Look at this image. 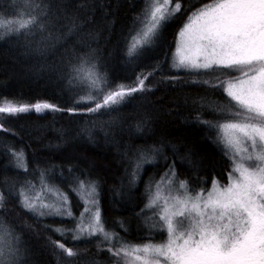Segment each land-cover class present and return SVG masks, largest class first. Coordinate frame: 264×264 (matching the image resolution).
Returning <instances> with one entry per match:
<instances>
[{
    "label": "snow or ice",
    "instance_id": "1",
    "mask_svg": "<svg viewBox=\"0 0 264 264\" xmlns=\"http://www.w3.org/2000/svg\"><path fill=\"white\" fill-rule=\"evenodd\" d=\"M107 7L92 0V11L77 15L81 9L73 0H45L43 6L34 0H9L6 7L0 6L3 16L21 17L5 19L0 16V40L14 39L23 55L41 59L59 81L66 80L70 92L71 86L78 88L63 107L47 102L20 104L4 100L0 104V131L11 132L14 136L15 132L7 125L26 118L33 111L38 115L46 110L87 114L98 119L112 116L121 111L126 102L135 99L137 93L148 91L146 82H150L152 72L137 75L134 85L118 83L113 87L111 73L101 74L96 51L74 39L73 29L83 32L98 28L93 11ZM143 11L145 17L150 18V24L142 35L137 34L139 39L132 36V43L127 47L128 57L150 50L167 23L179 19L183 23L179 26L175 47L177 53L183 54L172 57L171 67L176 71L167 74L168 79L175 82L181 72H186L214 76L219 81L211 87L216 92L222 90L230 111L224 115L221 109L216 124L199 122L218 129V139L213 142L218 148L223 144L222 151L230 165L228 180L221 184L213 178L212 188L208 190L207 182L201 186L191 176L182 178L175 163L177 151L173 149V163L168 164L164 156L165 171L159 181H149L144 207L131 219L116 222L125 234L120 237L124 243L117 248L112 244L117 233L109 232L101 223L102 185L98 178H92L90 173L72 176L67 183H72L78 192L88 197L80 216L91 214L86 228L82 222L75 223L78 232L74 239L85 232L88 238L103 236L111 245L107 249L111 254L108 264H121V261L123 264H264V0H197L196 3L192 0H151ZM24 15H28V19H24ZM69 18L72 28L65 23ZM77 21L82 22V26ZM50 58L51 63H48ZM200 83L210 85L207 79ZM136 119L137 131L151 123L148 113L137 114ZM219 120L226 122L219 123ZM115 122V117L109 121ZM86 131L91 136V130ZM155 152L157 156L163 155L160 149ZM237 154H240V161L236 159ZM10 158L17 169L27 173L29 165L22 150H12ZM181 160L191 163L195 170L194 161L187 156H182ZM129 163L133 166L130 172L126 169L130 177L128 183L134 185L140 169L145 165L150 167L153 159L141 151L135 161ZM69 171L74 173L75 169ZM80 177L84 180L80 181ZM75 182H79L78 186ZM153 184L155 193L152 192ZM122 189L123 184L120 190L114 191L122 194ZM49 190L59 193V189ZM162 191L167 194L162 195ZM38 199L43 197L38 196ZM69 199L68 195H63L56 203H37L21 191L18 206L26 210L25 215L66 214L68 222L72 223L74 214L67 206ZM5 200L0 194V207ZM148 212L152 213L151 217ZM132 219H144L145 223L151 220L149 227L159 230L162 242L133 244L128 241L126 236ZM13 229L0 224V264H36L30 245L21 239L24 229L15 226ZM53 243L68 257L76 255L64 243ZM132 254H135L134 259H128Z\"/></svg>",
    "mask_w": 264,
    "mask_h": 264
},
{
    "label": "trees",
    "instance_id": "2",
    "mask_svg": "<svg viewBox=\"0 0 264 264\" xmlns=\"http://www.w3.org/2000/svg\"><path fill=\"white\" fill-rule=\"evenodd\" d=\"M8 2L0 0V6L6 7ZM34 3L43 6L45 0H34ZM73 3L81 9L77 15L92 11V0H73ZM98 3L108 6L93 11L99 27L83 32L73 29L74 39L96 51L102 67L101 74L104 71L111 73L113 87L118 83L134 85L136 76L141 73L147 75L152 72L153 75L150 82H146L148 91L137 93L135 99L126 102V106L112 116L98 119L87 114L70 115L46 110L38 115L33 111L26 118L7 125L15 132L14 136L11 132L0 131V194L6 197L0 207V224L9 229L13 226L24 229L21 239L30 245L36 264H108L111 254L107 249L111 245L103 240V236L88 238L85 233L74 239L78 232L75 216L69 223L66 214L46 217L25 215L26 210L18 206L21 191L30 196L31 187L40 185L48 188L47 185H51L54 188L48 189H59V193L70 197V206L76 212L78 207L85 206L84 200L88 197L67 180L81 173H90L102 185L101 223L109 232L117 233L112 244L119 248L124 243L120 237L125 234L116 222L131 219L144 207L149 181H159L165 171L164 156L168 164L173 163V149L177 151L175 163L182 178L191 176L201 186L207 182L208 190L212 187L213 178L221 184L228 180L230 165L223 154V144L218 148L213 142L218 138L217 129L199 122L216 124L221 116L220 108L227 106L222 90L216 92L211 87L219 81L214 76L188 75L186 72H181L175 82L168 79L167 74L176 71L171 67L170 59L183 21L170 20L150 50L128 57L127 47L132 43V36L142 29L147 18L143 10L148 0H98ZM105 15L107 19H104ZM3 18L21 17L10 14ZM23 18H28V15ZM65 23L68 28L73 27L71 18ZM76 23L82 26V22ZM35 31L39 32V29ZM105 65L106 68L103 67ZM205 79L210 81V85L200 83ZM71 87L70 92L67 81H59L41 59L23 55L14 39L0 40V104L10 100L20 104L47 102L63 107L69 103L72 92L78 91L75 85ZM144 113L150 114L151 123L144 130L137 131V114L143 116ZM113 117L116 122L109 123ZM88 129L91 136L86 131ZM156 149H160L163 155L157 156ZM12 150L25 153V162L29 165L27 173L15 167L10 158ZM141 151L152 158L153 163L150 167L145 165L141 168L137 182L130 185L126 169L131 171L133 165L129 162L135 161ZM182 156L196 163L195 170H192L191 163L181 160ZM69 169H75V172ZM83 180L84 177H80V181ZM75 183L78 186L79 182ZM122 184V194L114 191L120 190ZM155 190L153 184L152 192L155 193ZM147 215L151 217L152 213ZM151 223V220L145 223L144 219H132L126 239L133 244L162 242L159 230L149 227ZM53 242L64 243L76 255L68 257L55 248Z\"/></svg>",
    "mask_w": 264,
    "mask_h": 264
},
{
    "label": "rangeland",
    "instance_id": "3",
    "mask_svg": "<svg viewBox=\"0 0 264 264\" xmlns=\"http://www.w3.org/2000/svg\"><path fill=\"white\" fill-rule=\"evenodd\" d=\"M151 3V0H148V4H150ZM24 19H28V18H24ZM149 24H150V18H146L145 19V22H144V26L142 27V29H139L138 30V33L140 34V35H142V33H143V31L144 30H146L147 28H148V26H149ZM137 33V34H138ZM136 34V35H137ZM135 35V36H136ZM140 37H139V35H137V39H139ZM131 42H132V40H131ZM183 54V52H181V53H177L176 52V47H175V44H174V47H173V51H172V55H171V59H170V62H171V64H172V57L175 55V56H177V58L180 56V55H182ZM221 109H223L224 110V115H227L228 114V112L230 111L229 109H228V107L227 106H224V107H222V108H220V110H219V112L221 113ZM222 114V113H221ZM224 120H219V123H224V122H226V121H224ZM217 132H218V129H217ZM218 139V138H217ZM241 147H243V146H241ZM236 159H237V161H240V154H237V156H236ZM227 183V181L226 182H224V184H226ZM48 186V188H54L53 186H51V185H47ZM47 187L45 188V186H40V185H38V186H35L34 188L33 187H31L30 189L32 190V192H30V196L29 197H33L35 200H36V202L37 203H44V204H49V203H56V202H58L60 199H62V193H57V192H53V191H50L49 189H48ZM212 188V187H211ZM211 188L209 189V190H211ZM162 195H166L167 193L166 192H162L161 193ZM205 195H206V193H205ZM38 196L39 197H43V199L42 200H39L38 199ZM79 198V197H78ZM79 200L81 201V202H83L82 201V199L81 198H79ZM86 200V199H85ZM84 200V201H85ZM160 203H163V201L161 200L160 201ZM79 205V204H78ZM68 207H70L73 211H74V208L73 207H71L70 206V203L67 205ZM85 207V206H84ZM84 207H83V205H81L80 207H78V209H76V212H73L74 213V216H75V221L76 222H82V224H83V226L86 228L87 227V225L91 222V214L89 213V214H86V215H84L83 217H81L80 216V213L84 210ZM43 217H46V216H43ZM78 231V230H77ZM152 233L153 234H155V231H152ZM85 234L87 235V233L85 232ZM166 239V238H165ZM146 243H160V241H157V242H146ZM134 255L135 254H132V256H131V258H130V260H132V259H134ZM134 264H136V262H134ZM139 264V263H138Z\"/></svg>",
    "mask_w": 264,
    "mask_h": 264
}]
</instances>
